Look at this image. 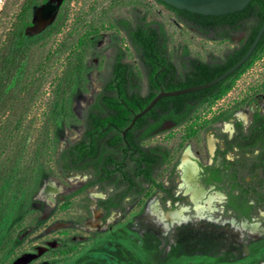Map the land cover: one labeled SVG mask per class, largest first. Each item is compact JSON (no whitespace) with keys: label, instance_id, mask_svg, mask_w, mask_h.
Wrapping results in <instances>:
<instances>
[{"label":"rangeland","instance_id":"374dc122","mask_svg":"<svg viewBox=\"0 0 264 264\" xmlns=\"http://www.w3.org/2000/svg\"><path fill=\"white\" fill-rule=\"evenodd\" d=\"M49 1L0 0V55L12 46L28 48L32 91L16 105L14 121L21 125L15 146L1 156L3 160L10 152L11 157L9 168L0 172V264H264V204L256 205L251 197L250 217L240 216L227 207L230 180L204 183V165L213 160L209 138L224 149V141L216 136L222 132L231 136L236 120L247 127L255 112L264 113V52L224 96L203 102L182 125L166 121L144 142L169 150L155 179L178 200L146 184L141 196L127 197L123 209L105 216L98 201L114 188L94 186L73 194L91 173L64 172L57 158L68 142L82 135L86 111L110 73L114 43L126 49L133 81L146 89L140 61L113 20L131 17L135 7L148 13L149 20L165 26L175 60L184 45L192 56L204 60L223 55L246 32L234 34L232 40H214L213 33L182 22L155 0H57L56 12L44 19L41 11ZM56 98L63 106L60 126L53 125L51 115ZM7 115L3 113L2 119ZM187 150L196 156L192 160L198 178L207 195L213 196L208 203L213 210L207 217L198 216L195 203L180 187L179 166ZM257 153V148L234 147L225 158L219 156L216 165L237 170L241 177ZM245 180L258 185L259 175ZM183 206L187 207L183 220L159 217ZM243 222L247 229L240 228Z\"/></svg>","mask_w":264,"mask_h":264},{"label":"trees","instance_id":"16d2710c","mask_svg":"<svg viewBox=\"0 0 264 264\" xmlns=\"http://www.w3.org/2000/svg\"><path fill=\"white\" fill-rule=\"evenodd\" d=\"M178 18L203 32L213 33L214 40L228 38L239 32L245 37L223 55L209 59L191 57L190 49L184 45L181 55L175 60L169 48V35L165 26L157 20H149V14L133 8L131 17H117L112 24L122 31L129 46L134 50L146 77V89L134 83V68L127 60L126 49L114 43L115 53L110 73L103 81L101 90L88 107L84 118V130L79 139L68 142L61 150L57 161L65 171L89 170L91 178L73 194L98 186L101 190L113 187V192L98 205L108 216L114 209H123L124 201L130 196H141L146 184L156 185L166 197L178 200L171 189L155 179L157 170L168 160L169 150L144 142L159 131L166 121L179 126L187 122L206 100H217L232 87L233 82L246 71L264 52V34L250 58L234 73L208 88L178 95L163 96L155 105L131 124L136 113L143 110L161 90H177L212 80L236 63L247 51L264 19V0H251L243 9L225 14H202L177 8L162 0H155ZM27 47L0 55V160L3 153L15 146L14 138L21 125L14 121L17 104L31 94ZM59 90V96L63 95ZM7 112V119H2ZM25 114L23 111L21 117ZM233 113L226 116V119ZM53 125L60 126L63 106L59 98L51 105ZM21 121V119L19 120ZM236 134L229 139L222 134L226 147H218L217 156L234 146L240 148L259 147L260 151L248 164L246 173L239 177L237 170L224 169L215 164L205 166L209 173L208 183L228 179L232 191L228 195L227 207L240 216L250 217L254 205L264 204V113L255 112L248 129L237 121ZM125 131V132H124ZM9 152V153H10ZM0 161V172L9 168L10 155ZM7 154V153H6ZM0 175V176H1ZM259 175L258 185L245 178ZM2 177H0L1 181ZM236 191V192H235Z\"/></svg>","mask_w":264,"mask_h":264},{"label":"water","instance_id":"95a60500","mask_svg":"<svg viewBox=\"0 0 264 264\" xmlns=\"http://www.w3.org/2000/svg\"><path fill=\"white\" fill-rule=\"evenodd\" d=\"M162 1L170 5H173L177 8L188 9L190 11H194L202 14L219 15V14H225V13L241 10L251 0H162ZM263 34H264V19L251 45L236 63H234L231 67H229L223 73L216 76L210 81L177 90H161L143 110H141L140 112L134 115L131 124L125 129V131L128 130L133 125V123L136 121L138 117L142 116L144 113L150 110L161 97L178 95L190 91H196V90L208 88L226 79L229 75H231L237 69H239L250 58V56L256 49L257 45L259 44Z\"/></svg>","mask_w":264,"mask_h":264},{"label":"bare ground","instance_id":"6f19581e","mask_svg":"<svg viewBox=\"0 0 264 264\" xmlns=\"http://www.w3.org/2000/svg\"><path fill=\"white\" fill-rule=\"evenodd\" d=\"M49 2L50 3L45 5L41 11L42 17L44 19H49L53 15L55 8H56L52 1H49ZM209 147H210V151L213 152L215 145H214V139L212 137L209 138ZM191 157L196 158V156L189 150L185 151L182 162L180 163V169L182 173L181 188L184 190V192L187 195L190 196V200L193 203H195L194 208L195 210H197L196 213H198V216L207 217L208 214L213 210V208L209 205L211 204L213 196L207 195L208 192L206 190V187L203 184H201L198 178V175H197L198 166L197 164H195L196 162L194 163L190 159ZM186 209L187 207L183 206L177 210L169 211L167 213H161V214L159 213V217L164 218V219L170 218L173 221H180V220L185 219L183 212L186 211ZM97 215L98 214H96V216ZM240 228L247 229L248 224L246 222H243L242 224H240Z\"/></svg>","mask_w":264,"mask_h":264},{"label":"flooded vegetation","instance_id":"af4514ba","mask_svg":"<svg viewBox=\"0 0 264 264\" xmlns=\"http://www.w3.org/2000/svg\"><path fill=\"white\" fill-rule=\"evenodd\" d=\"M56 1H57V0H52V2L54 3L55 7H57ZM48 3H50V2H48ZM48 3H47V4H48ZM47 4H46V5H47ZM55 10H56V8H55ZM54 12H55V11H54ZM41 15H42V14H41ZM51 17H52V16H51ZM51 17H50V18H51ZM50 18H49V19H50ZM190 56H191V57H195V56H192V54H190ZM197 58H199V57H197ZM200 59H201V58H200ZM229 118H231V117H229ZM229 118H228V119H229ZM252 120H253V116H252ZM252 120H251V122H252ZM237 121H242V123H243V125H244L243 120H241V119L236 120V121L234 122L235 132H234L231 136H229L227 132H222L221 134H219L218 136H216V137H218L219 139H222V140L224 141V145H225V146H224V149H225V147H226V142H225V139L221 137V135H222V134H227V136H228L229 139L233 138V137L235 136L236 132H237V130H236V125H235V123H236ZM172 122H173V121H172ZM251 122H250V124H251ZM164 123H165V122H164ZM250 124H249V125H250ZM249 125H248L247 127H245V125H244V129L247 130L248 127H249ZM162 126H163V125H162ZM218 147H220L221 150H224V149H222L220 143H218V144L215 143V149H214V151H213V160H212L211 163L204 165V173L206 174L207 177H208L209 173L206 172V170H205V166H207V165H212V164H215V165H216V160L218 159L219 156L225 158V155H224V156H223V155H218V156L216 155V154H217ZM234 147L240 148V147H238V146H234ZM234 147H233V148H234ZM233 148H232V149H233ZM254 148H257V149H258V153H259L260 148H259L258 146H257V147H254ZM232 149H230V150H232ZM240 149H252V148H240ZM230 150H228V151H230ZM228 151H227V152H228ZM227 152H226V153H227ZM226 153H225V154H226ZM258 153H257V154H258ZM183 156H184V154H183ZM256 156H257V155H256ZM182 159H183V157H182ZM190 159L192 160V157H191ZM192 161H193V160H192ZM181 162H182V161H181ZM193 162H194V161H193ZM194 163H195V162H194ZM195 164H196V163H195ZM216 166H219V165H216ZM179 167H180V166H179ZM220 167H221V166H220ZM247 167H248V166H247ZM221 168H222V167H221ZM207 177H206V178H207ZM206 178H205V180H204V183H206V184H210V183L207 182ZM213 182H218V181H213ZM213 182H211V183H213ZM180 187H181V184H180ZM168 199H171V200H172V198H170V197H168ZM172 201H173V200H172Z\"/></svg>","mask_w":264,"mask_h":264}]
</instances>
